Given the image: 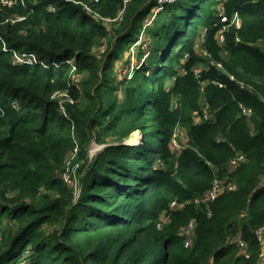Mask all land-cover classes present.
Segmentation results:
<instances>
[{
  "label": "trees",
  "instance_id": "16d2710c",
  "mask_svg": "<svg viewBox=\"0 0 264 264\" xmlns=\"http://www.w3.org/2000/svg\"><path fill=\"white\" fill-rule=\"evenodd\" d=\"M1 1L0 264H258L264 0H174L149 27L148 63L121 80L115 63L159 0H81L92 16L70 0ZM225 15L243 26L227 30ZM18 54L41 63L18 64ZM205 107L213 120L194 123ZM177 128L182 151L171 148ZM135 132L143 141L122 145ZM92 140L107 147L90 160ZM238 154L246 162L234 168ZM67 160L82 162L77 199ZM216 177L237 188L195 204ZM173 201L184 207L170 210ZM192 220L185 247L179 232ZM238 237L248 256L227 244Z\"/></svg>",
  "mask_w": 264,
  "mask_h": 264
},
{
  "label": "rangeland",
  "instance_id": "374dc122",
  "mask_svg": "<svg viewBox=\"0 0 264 264\" xmlns=\"http://www.w3.org/2000/svg\"><path fill=\"white\" fill-rule=\"evenodd\" d=\"M159 1H163V0H159ZM128 2H126L127 4ZM86 4V3H85ZM170 4V3H168ZM167 4H164L163 6H161L160 4V8L156 11H154V13L148 14L145 19L143 20V22L137 27V33H136V38L134 39V42L131 43L128 46V50L125 52V54L122 56V58L117 61L115 63V70H117V74L116 77L121 80L120 78H122L124 75H127L130 77L131 72L136 69H139L141 67V65L143 64H147V57L149 55H151V49L149 48V41H150V37H149V27H153L154 26V22L156 20L157 14L162 11V9L164 7H166ZM222 7V5H221ZM221 7H220V12H221ZM82 9L84 11H86L90 16L93 15V11L90 9V7L88 8V6H82ZM79 17H81V15H78ZM121 16H123V12L121 13ZM124 19V17L122 18ZM122 19L119 21V23L122 21ZM14 21H17L16 18L13 19ZM105 21V25L109 28L112 29L113 28V24L115 22V20H109L106 19ZM222 21L224 23L227 24L226 29L230 30L231 28H236L239 29L243 26V20L240 16H233L232 18H228L226 15L223 16ZM116 28H120V25H117ZM116 35V30L113 31V33H111V36ZM107 41V40H106ZM107 42H105L103 44L102 47H100L99 49H95L94 53L97 54V56H101L103 53V49H105ZM200 45V44H199ZM259 48L263 47V44L257 45ZM141 50L145 51V56L141 59L139 54L141 52ZM22 55L18 54L15 57V61L16 62H21L23 63V58H20ZM130 59L129 63H126L127 60ZM146 60V61H145ZM74 63V61L72 62ZM217 68L222 69L220 65H215ZM205 69L204 71L208 70V65L204 67ZM202 72V69H200ZM119 76V77H118ZM81 81V77L77 76L75 78V82L78 83ZM242 83H240L241 85ZM244 88V87H243ZM57 96L61 99V106L62 108L65 107V104L67 103L65 100V92H58ZM211 110L208 107L204 108V116L205 115H211ZM197 116L194 117V123H203L205 118H196ZM136 133V132H135ZM135 133L131 136L132 140H136V145H133L134 147L138 146L141 141L143 140L140 132H137L136 135ZM129 140V139H128ZM186 133L182 128H177L174 136H173V141L171 143V148L176 149L179 148V151L183 150V146L186 143ZM114 145H118V144H114ZM111 146V145H110ZM107 146H101L99 144H97L95 141H91L90 145H89V159L92 160L94 159L96 156H98ZM109 147V146H108ZM82 168V162H79L78 164H73V160H67L66 162V171L65 174L63 175V178L66 177L67 182L69 184L70 187L73 188V191L75 193L76 199L79 197L80 193H81V187L79 186L80 184V179L83 176V171H81ZM167 216H164L162 218V220L164 221L165 218ZM163 227V226H162ZM179 235H181L182 237H185V242L187 241V235L183 232L180 231ZM180 236V237H181Z\"/></svg>",
  "mask_w": 264,
  "mask_h": 264
},
{
  "label": "built area",
  "instance_id": "2783aa9c",
  "mask_svg": "<svg viewBox=\"0 0 264 264\" xmlns=\"http://www.w3.org/2000/svg\"><path fill=\"white\" fill-rule=\"evenodd\" d=\"M17 1H23L24 0H2L1 4L3 6H11L13 5L15 2ZM71 2H73L76 5H80V6H88L87 4H85V2L81 1V0H70ZM130 0H126V2H129ZM174 0H163V1H159V3L161 4V6H163L164 4H168L173 2ZM125 2V4H126ZM89 8V6H88ZM123 12V11H122ZM121 12V13H122ZM120 13V14H121ZM97 19V18H96ZM224 41L223 37L220 36V42L222 43ZM20 58H23V63H28V64H34V63H40L41 61H39L34 55H22ZM19 64H21V62H17ZM221 66V65H220ZM196 74H200L201 70L198 69L195 72ZM231 81H236L235 78L233 76L230 77ZM241 87L245 88L244 84H241ZM175 109L178 108V105L175 104L174 105ZM245 115H249L250 111L244 109L243 110ZM203 118L204 121L203 122H211L213 119L211 118V115H205ZM242 162H246L245 156L242 154H238L236 158H234L233 160H231V165L236 168L238 167ZM65 180L67 181L66 177ZM68 183V182H67ZM264 185V184H263ZM237 188L236 185L234 184H230L227 183L226 181L220 180L219 177H216L215 180L213 181L212 187L206 191L203 195L198 196L197 198H195L194 203L197 205H206L208 206L209 204H211L212 202H214L217 198H219L223 193L225 192H231L233 190H235ZM184 207V204H179L178 201H173L170 205V210L172 211H178L181 210ZM164 216H167L165 218V220L161 221L160 223H158V229H162L165 223L168 222L169 220V216L168 214H164L162 216V218ZM195 228H196V221L192 220L187 226H185L181 231H183L186 235H187V241L185 243V247H189L192 244V238L195 236ZM256 237L261 245V254H260V259H259V263L258 264H264V226L259 228L256 232ZM228 245H236L238 246L241 250L242 253L247 255V251H246V245L245 243L241 240V238H234V239H230L227 241Z\"/></svg>",
  "mask_w": 264,
  "mask_h": 264
},
{
  "label": "bare ground",
  "instance_id": "6f19581e",
  "mask_svg": "<svg viewBox=\"0 0 264 264\" xmlns=\"http://www.w3.org/2000/svg\"><path fill=\"white\" fill-rule=\"evenodd\" d=\"M137 133V132H136ZM135 133V135H136ZM126 144L129 146H133L136 145V140H132L131 138L129 140L126 141Z\"/></svg>",
  "mask_w": 264,
  "mask_h": 264
},
{
  "label": "clouds",
  "instance_id": "9594fccd",
  "mask_svg": "<svg viewBox=\"0 0 264 264\" xmlns=\"http://www.w3.org/2000/svg\"><path fill=\"white\" fill-rule=\"evenodd\" d=\"M6 6H8V5H6ZM25 55V54H24ZM37 58V57H36ZM41 63V62H40ZM19 64V63H18ZM21 64H28V63H21ZM264 184V182L261 184L262 186H264L263 185ZM203 195V194H202ZM192 240H193V238H192ZM260 259V258H259ZM259 263V262H258Z\"/></svg>",
  "mask_w": 264,
  "mask_h": 264
},
{
  "label": "water",
  "instance_id": "95a60500",
  "mask_svg": "<svg viewBox=\"0 0 264 264\" xmlns=\"http://www.w3.org/2000/svg\"><path fill=\"white\" fill-rule=\"evenodd\" d=\"M142 141H143V140H142ZM122 145H126V146H129V145H127V144H126V142H125V141H124V142L122 143Z\"/></svg>",
  "mask_w": 264,
  "mask_h": 264
}]
</instances>
